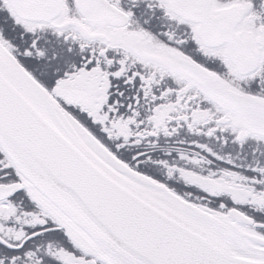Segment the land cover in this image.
I'll return each instance as SVG.
<instances>
[{
  "label": "snow or ice",
  "instance_id": "6c2138e0",
  "mask_svg": "<svg viewBox=\"0 0 264 264\" xmlns=\"http://www.w3.org/2000/svg\"><path fill=\"white\" fill-rule=\"evenodd\" d=\"M0 264H264V0H0Z\"/></svg>",
  "mask_w": 264,
  "mask_h": 264
}]
</instances>
